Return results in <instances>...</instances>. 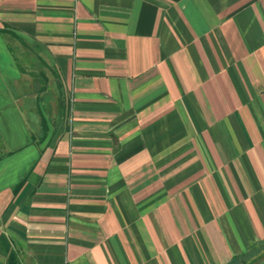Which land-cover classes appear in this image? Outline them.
I'll return each mask as SVG.
<instances>
[{"label": "crops", "instance_id": "crops-1", "mask_svg": "<svg viewBox=\"0 0 264 264\" xmlns=\"http://www.w3.org/2000/svg\"><path fill=\"white\" fill-rule=\"evenodd\" d=\"M264 264V0H0V264Z\"/></svg>", "mask_w": 264, "mask_h": 264}, {"label": "trees", "instance_id": "trees-1", "mask_svg": "<svg viewBox=\"0 0 264 264\" xmlns=\"http://www.w3.org/2000/svg\"><path fill=\"white\" fill-rule=\"evenodd\" d=\"M238 260L239 259H232V262L230 264H239Z\"/></svg>", "mask_w": 264, "mask_h": 264}, {"label": "rangeland", "instance_id": "rangeland-1", "mask_svg": "<svg viewBox=\"0 0 264 264\" xmlns=\"http://www.w3.org/2000/svg\"><path fill=\"white\" fill-rule=\"evenodd\" d=\"M259 261H260L259 258H257V260H255V262H253V264L258 263ZM261 262H259V263H261ZM249 264H251V263H249Z\"/></svg>", "mask_w": 264, "mask_h": 264}]
</instances>
